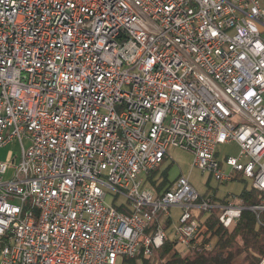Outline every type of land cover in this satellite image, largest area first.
I'll return each mask as SVG.
<instances>
[{
  "label": "built area",
  "instance_id": "built-area-1",
  "mask_svg": "<svg viewBox=\"0 0 264 264\" xmlns=\"http://www.w3.org/2000/svg\"><path fill=\"white\" fill-rule=\"evenodd\" d=\"M13 141L0 264H123L167 240L210 250L211 210L226 230L244 210L264 226V5L0 0V147ZM219 144L237 155L219 160ZM170 147L219 183L241 176L258 203L214 202L182 176L157 191L147 175Z\"/></svg>",
  "mask_w": 264,
  "mask_h": 264
},
{
  "label": "trees",
  "instance_id": "trees-1",
  "mask_svg": "<svg viewBox=\"0 0 264 264\" xmlns=\"http://www.w3.org/2000/svg\"><path fill=\"white\" fill-rule=\"evenodd\" d=\"M166 160L167 156L163 163ZM159 168L147 175V181L157 191L164 188L167 183L165 173L167 169L159 176V180H153L155 174L159 172ZM234 180L241 181L243 178L238 175ZM209 197L214 202H225L230 198L227 196L219 199L215 193H211ZM231 198L240 199L245 207L256 205L259 199L258 194L250 188H244L239 195H231ZM160 218L158 216L157 220L152 223V227L158 224ZM259 220L261 224H264V212L259 215ZM170 223V221H166L164 227L168 228ZM202 226L205 228L202 233L203 241L212 244L210 250H204L198 246L183 252L178 250L174 242L167 240L162 247L153 251L151 257L146 258L140 253L134 258H125L123 264H136V261H139L140 264H258L260 257L264 254V226L257 227L256 216L250 210L242 211L240 220L231 230L221 227L217 220L216 210H211ZM5 243L4 240L2 244Z\"/></svg>",
  "mask_w": 264,
  "mask_h": 264
},
{
  "label": "rangeland",
  "instance_id": "rangeland-1",
  "mask_svg": "<svg viewBox=\"0 0 264 264\" xmlns=\"http://www.w3.org/2000/svg\"><path fill=\"white\" fill-rule=\"evenodd\" d=\"M260 3L264 5V0H260ZM24 147L27 148L29 145V139L23 140ZM21 149L17 141H13L3 147H0V162L6 161L8 153H11L13 157H16L15 162L19 160ZM218 159L222 160L225 156H236L238 148L236 144H219L217 147ZM193 155L183 149L170 147L167 152V160L160 168L159 172L155 174L153 180H159V176L165 172L167 175V183L165 186L170 184L178 176L187 178L190 185L200 195L215 193L217 198L223 199L227 196L231 198V195H239L244 189L250 188V183L247 180H234L227 183H219L214 177H210L207 174H202L199 170L192 167ZM10 177V171L4 176L5 179ZM180 210L178 208H171L169 215L172 223H176ZM170 229H168V233ZM178 250L182 251L181 247ZM136 264H140L136 261Z\"/></svg>",
  "mask_w": 264,
  "mask_h": 264
}]
</instances>
